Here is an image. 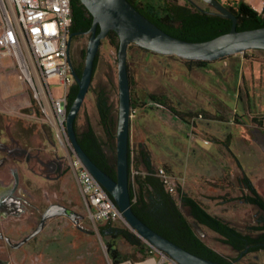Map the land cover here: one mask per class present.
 <instances>
[{"label": "rangeland", "instance_id": "obj_1", "mask_svg": "<svg viewBox=\"0 0 264 264\" xmlns=\"http://www.w3.org/2000/svg\"><path fill=\"white\" fill-rule=\"evenodd\" d=\"M146 1L157 13L160 12L163 0ZM176 1L213 10L203 0ZM244 2L254 10L259 7L258 0ZM87 41L88 36H78L70 43L71 62H84ZM0 64L5 72H9L5 78L0 72V102L7 103L5 94L9 89L17 93L20 92L19 87H24V96L36 115L46 119L33 98L30 85L19 80L18 65L13 57L0 55ZM127 72L133 98L144 103V106L135 109L130 121V150L135 151L143 145L156 169L165 168L172 175L175 187H180L188 196L201 202L211 215L237 227L254 224L259 215L257 209L239 200L242 172L237 161L264 198V136L261 129V125L264 126V53L249 50L215 61L206 68L187 71L182 59L155 55L131 46L127 52ZM48 83L54 98L61 97L63 88L59 80L52 78ZM99 89L108 93L117 118V50L105 39L101 41L91 84L76 117L78 133L90 127L101 141H105L95 106V91ZM160 93L167 94L184 112L206 110L210 114L223 115L226 120L197 119L195 126H187L150 103L148 95ZM28 123L26 108L18 116H7L5 120L0 113V129L4 136L6 133L18 137V132H24ZM210 137L220 141L230 137L229 150L223 144L211 142ZM141 139H146L149 145L141 143ZM55 143L60 147L57 139ZM104 148L111 153L106 145ZM19 171L24 176L23 164L19 166ZM66 176L70 198L62 197L61 201L70 204L85 217L81 222L82 229H77L64 217L50 220L43 231L26 245L30 250L31 264H113L108 257L106 243L118 251L119 261L132 260V254L143 259L124 241L118 239L112 242L101 237L98 223L86 218L80 192L72 177L70 174ZM31 178L43 183L38 178ZM181 210L188 215L182 206ZM113 224L126 226L121 222ZM31 229L26 228L23 234H29ZM200 229L204 233L201 237L203 241L225 260L233 261L238 256L220 243L215 233ZM154 258L147 256L137 263L156 264L158 261ZM237 264H264V251L246 254Z\"/></svg>", "mask_w": 264, "mask_h": 264}, {"label": "trees", "instance_id": "obj_2", "mask_svg": "<svg viewBox=\"0 0 264 264\" xmlns=\"http://www.w3.org/2000/svg\"><path fill=\"white\" fill-rule=\"evenodd\" d=\"M127 1L154 25L170 36L180 40L188 42L207 41L228 33L231 28V21L229 19L223 18L210 10L197 8L190 2L179 4L176 0H163L160 12L157 13L154 7L146 0ZM217 1L235 16L237 20L236 29L238 31L264 27L263 19L244 0ZM71 10L72 25L70 35H72V42L78 36H86L85 33L92 26V16L79 0H71ZM105 40L110 46L116 50L118 49L119 39L115 32L109 31ZM131 46L134 45H130L128 48ZM255 51L264 53L262 50ZM97 60L98 54L94 60L93 73ZM182 62L187 71L206 68L213 63L199 60H182ZM71 63L74 72L80 77L84 62ZM129 83L130 106L132 110H135L144 106V103H139L133 98L130 79ZM77 91L78 86L76 83H73L67 95V109L75 99ZM147 98L152 105L169 112L175 119L190 127L195 126V120L197 119L221 122L226 120L223 115L218 113L210 114L206 110L184 112L164 93L149 94ZM95 106L105 141H101L99 136L90 127L78 133L75 119L74 129L77 140L92 162L111 178L115 179L117 118L115 117V111L108 93L104 89L95 91ZM253 120L256 121L255 118ZM261 129L264 136L263 125H261ZM210 139L213 143L223 144L229 150L230 137H227L223 141L214 137H210ZM104 145L109 148L111 153L105 150ZM128 159L132 210L143 223L156 233L192 254L225 264L228 261L203 241L195 226L215 233L220 243L228 246L237 254L244 253L245 251L249 253L264 251V198L259 194L238 161L237 165L242 172L239 180L242 194L239 200L246 205L255 207L259 213L255 218L254 224H245L242 227L234 226L217 216L211 215L201 202L188 196L180 187H175V193H169L161 179L157 176L158 168L156 169L149 151L143 145H139L135 151H131L129 145ZM181 206L187 210L188 215L182 212ZM97 230L103 239H108L112 242L118 239L124 241L133 248L134 253L141 254L143 259L150 256V246L126 226H117L113 222L108 221L98 223ZM106 247L109 259L113 263L118 262V251L112 249L110 243H106ZM131 258V261L134 263L143 260L136 258L134 254H132Z\"/></svg>", "mask_w": 264, "mask_h": 264}, {"label": "water", "instance_id": "obj_3", "mask_svg": "<svg viewBox=\"0 0 264 264\" xmlns=\"http://www.w3.org/2000/svg\"><path fill=\"white\" fill-rule=\"evenodd\" d=\"M92 16V26L85 33L88 36L85 51L84 67L81 76L74 72L69 59L70 72L78 91L71 106L67 109L65 131L73 152L65 155L70 162L78 157L85 168L112 198L116 208L125 220L126 226L141 240L157 251L172 259L177 264H225L199 257L188 252L179 245L159 235L133 212L130 199L129 176V144H130V84L127 72V52L130 45L137 46L146 52L162 56H174L182 60H199L215 62L217 60L243 54L249 50L264 51V27L238 31L235 16L224 8L217 0H203L213 9L212 12L231 21L228 33L202 42H188L165 33L137 11L127 0H79ZM99 29V31H97ZM109 31L116 33L119 39L117 49V85L118 114L116 126V178L96 166L80 147L74 129L75 119L80 111L89 90L94 60ZM70 35L68 48L71 42ZM61 145V144H60ZM54 148V145H53ZM56 149V148H55ZM85 199V198H84ZM89 209L90 206L88 205ZM66 217L75 226H79L84 216L61 206L51 205L42 215L35 230L20 244L38 235L48 220ZM200 237L202 230L195 226ZM232 264V263H227Z\"/></svg>", "mask_w": 264, "mask_h": 264}, {"label": "built area", "instance_id": "obj_4", "mask_svg": "<svg viewBox=\"0 0 264 264\" xmlns=\"http://www.w3.org/2000/svg\"><path fill=\"white\" fill-rule=\"evenodd\" d=\"M255 12L264 21V0H258ZM3 26L0 33L1 56H11L19 69V80L30 85L40 112L56 130L60 142L68 143V154L73 152L65 131L67 95L74 83L69 64V38L72 25L71 0H0ZM57 78L63 92L54 98L49 80ZM135 110L131 109L133 116ZM207 143V142H206ZM69 166L90 206L89 216L95 223H125L110 195L95 180L78 157H72ZM169 193H175L172 175L165 168L157 169ZM150 246V245H149ZM150 256L156 264H177L150 246ZM111 260V259H110ZM112 262V260H111ZM113 264H139L131 260Z\"/></svg>", "mask_w": 264, "mask_h": 264}, {"label": "flooded vegetation", "instance_id": "obj_5", "mask_svg": "<svg viewBox=\"0 0 264 264\" xmlns=\"http://www.w3.org/2000/svg\"><path fill=\"white\" fill-rule=\"evenodd\" d=\"M21 164L24 165V176L20 175ZM66 174L75 177L67 159L50 160L27 153L15 136L6 133L4 136L0 129V264H31L30 250L26 245L37 235L23 244L20 243L35 230L43 213L51 205H61L79 213L73 206L61 201L63 194L59 182ZM31 177L43 181L42 186L31 189ZM48 182H53V186L49 187ZM80 199L86 218L91 220L88 204L81 195ZM81 222L79 226H74L82 229ZM29 227L32 228L31 232L23 234ZM246 254L249 252L237 254L238 256L228 263L237 264Z\"/></svg>", "mask_w": 264, "mask_h": 264}, {"label": "crops", "instance_id": "obj_6", "mask_svg": "<svg viewBox=\"0 0 264 264\" xmlns=\"http://www.w3.org/2000/svg\"><path fill=\"white\" fill-rule=\"evenodd\" d=\"M3 23L4 21L0 13V33ZM0 55H1V50H0ZM0 72L3 75V78H5L7 74H9V72L8 73L7 71L5 72V68L1 64H0ZM23 88L24 87H19L20 92L17 93H13V91L9 89L7 94H5V97L7 98L6 100H8L7 103L0 102V113H2L4 120L7 116H12V115L15 117L18 116L19 113L26 108L29 125L24 132H18V137H15L19 145L27 153H31L34 156H42L45 159H50V160H55L56 158L65 159L64 158L65 155L68 154L67 141L63 137L62 142H60V140L57 137L56 130L52 125V123L48 119H43L36 115V112L34 109H32L31 104L27 100V97L24 96L25 95L24 93L26 92L25 89ZM55 139H57L60 142L61 144L60 147L56 145ZM140 142L145 145H149L146 139H141ZM171 152L175 154L173 150ZM25 177L28 178L26 175ZM72 179L78 191L80 192L81 197L84 198L81 189L77 183L76 177H73ZM31 180H32L31 189L37 186H42V183H40L39 181H36L35 179L32 178ZM47 184L49 187L53 186V182H48ZM59 184L63 194L62 197L69 200L70 195L68 194L69 188H68V180L66 175L63 177L62 180H60Z\"/></svg>", "mask_w": 264, "mask_h": 264}]
</instances>
